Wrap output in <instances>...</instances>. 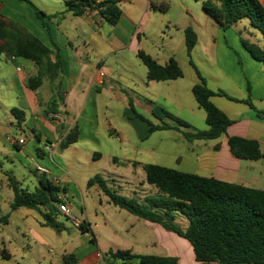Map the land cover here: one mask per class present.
Wrapping results in <instances>:
<instances>
[{
    "label": "crops",
    "instance_id": "0c3cea01",
    "mask_svg": "<svg viewBox=\"0 0 264 264\" xmlns=\"http://www.w3.org/2000/svg\"><path fill=\"white\" fill-rule=\"evenodd\" d=\"M259 1L264 7V0ZM170 3L171 0H122L119 4L121 18L116 25L109 24L112 29L106 27L108 23L97 10L87 9L82 15L75 16L65 3L63 11L46 12L52 17L47 20L49 28L46 29L26 2L0 0V20L12 23L26 36L49 48L52 62L59 61L61 69L53 83L45 79L37 91H32L27 81L38 74L35 63L17 54L16 48H13L15 55L6 52L0 58L5 59V63L0 65V110L4 114V118H0V135L10 133L14 127L20 132L18 137H7L15 140V143L10 141L12 148L0 145V163L7 159L13 167H18L22 177L30 178L34 183L35 190L41 187L37 175L50 179L53 185L63 190L59 196L61 203L85 222L91 232L84 234L82 239L74 231L76 235L67 239L53 240L46 239V232L36 225L25 223V235L27 232L30 234L32 243L51 247H57L55 241L61 243L59 254L50 248L49 252L55 257L46 260L47 264H68L63 260L65 256H74L76 262L73 264H117L121 259L108 260L104 256L108 251H129L134 256L175 257L178 264H199L185 238L166 230L159 223L115 206L98 184L88 186V181L99 175L111 189L142 204L160 195L157 188L146 183L143 165L154 164L146 159L155 158L156 153L163 155L169 154V150L176 151L177 146L184 144L185 138L177 130L150 133L152 110L155 105L169 110L159 99L178 109L184 108L186 93L192 92L193 86L200 82L196 71L199 68L192 56L198 47H203L209 62L221 65L223 69L217 73L214 86L204 78L209 89L222 90L239 100L249 98L257 110H264V63L254 59L244 48L241 39H248L240 31L242 20L224 30L205 13L202 17L191 15L193 22L189 24L180 26L172 23V29L165 31L167 12L154 11L151 5H165L168 11ZM188 27L197 35V43L190 56L185 34ZM243 28L246 29L245 26ZM231 37L236 49L229 46ZM138 51L149 54L162 66L175 59L183 77L148 81L147 68L140 65ZM185 60L190 71L188 79L184 70ZM224 82L227 87L221 86ZM11 97L18 104L9 103ZM53 101L57 104L56 113L64 117L61 124L50 118L54 112L48 111ZM211 101L233 124L224 136L217 139V143L189 142L187 151L193 155L177 157L181 167L179 171L264 190V158L259 161L241 160L232 155L228 145V138L234 136L256 140L264 153V120L258 119L255 110L245 102L222 96H213ZM14 108L24 113L25 120L21 124L12 113ZM168 122L172 124V121ZM74 127L80 133L78 141L62 149V141ZM157 133L158 141H152ZM23 136H26L25 143L19 144L18 140ZM217 146L219 148L216 149ZM104 161L106 163L102 164ZM39 168L48 172L43 173ZM0 172L3 177L0 191L13 190L9 181L13 177L18 182L15 173L8 171L7 167H2ZM74 198L81 199L82 203L76 206ZM88 202L96 211L98 223L94 226L87 217ZM19 209L11 208L13 212ZM60 217L67 219L61 213L59 222ZM180 219L181 216H176L175 224L186 229L188 223H180ZM11 220L12 214L8 215L5 223H11ZM37 224L41 228H50L41 222L40 217H37ZM50 229L56 234L65 231L58 233ZM24 245L21 243L18 249L13 250L4 248L10 257L7 260L11 261L18 255L24 261L30 251L29 245L26 248ZM85 246L86 250H81ZM41 259L45 260L44 255ZM135 261L139 263L138 259H133L129 263L122 260L119 264H133Z\"/></svg>",
    "mask_w": 264,
    "mask_h": 264
},
{
    "label": "trees",
    "instance_id": "16d2710c",
    "mask_svg": "<svg viewBox=\"0 0 264 264\" xmlns=\"http://www.w3.org/2000/svg\"><path fill=\"white\" fill-rule=\"evenodd\" d=\"M20 1L26 2L43 26L49 28L47 20L52 18L51 15L39 9L31 0ZM121 1L103 0L101 3H95L92 0H73L65 3L68 11L75 16L82 15L87 9H95L108 24L116 25L122 15L119 5ZM196 1L201 2L206 14L224 30L246 19L253 28L261 31L264 37V7L259 0ZM151 9L165 13L167 6L152 4ZM185 34L187 53L190 56L197 43V35L191 27L185 30ZM241 41L254 59L264 63L263 47L249 40L241 39ZM13 48L17 49V54L33 61L38 68V74L27 81L30 90L37 91L45 79L53 83L60 75V62H52V52L49 48L44 47L38 40L26 36L12 23L1 19L0 58L6 52L8 55H15ZM137 56L147 68L148 81L175 80L184 75L175 59L162 66L144 51H138ZM196 71L200 82L193 86L192 92L199 107L206 113L208 129L196 130L165 108L155 105L152 110L153 115L161 123L155 125L149 122L150 133L159 130H177L189 142L219 139L227 133L233 121L212 103L213 96L245 102L255 110L258 119L264 120V110H257L249 98L239 100L222 90L209 89L204 77L198 70ZM49 110L48 112H57L55 101L52 102ZM12 113L20 124L24 122L25 117L21 110L14 108ZM138 117L146 120L141 115ZM168 120L172 121V124ZM79 136L78 128L74 127L62 141L61 148L65 149L76 143ZM228 145L232 155L241 160L258 161L264 158V153L256 140L234 136L228 138ZM143 168L146 173V183L160 192L159 196L149 198L146 204L120 195L99 175L90 179L88 186L98 184L115 206L145 220L159 223L166 230L185 238L191 244L199 264H264V190L157 164H145ZM37 176L41 187L34 192L20 188L18 182L13 177L10 178V186L14 191L11 208L36 211L44 225L60 233L65 230V226L58 221L62 213L58 206L62 204L59 196L63 190L53 185L44 175ZM178 215H183L188 220L186 229L175 224ZM7 220L8 216L0 218L1 222ZM80 230L83 234L91 233L85 222L81 223ZM0 256L6 260L10 258L4 249H0ZM104 256L108 260L121 259L127 263L138 259L139 264H178V258L175 257L134 256L129 251H108ZM63 260L68 264L76 262L74 256H65Z\"/></svg>",
    "mask_w": 264,
    "mask_h": 264
},
{
    "label": "rangeland",
    "instance_id": "374dc122",
    "mask_svg": "<svg viewBox=\"0 0 264 264\" xmlns=\"http://www.w3.org/2000/svg\"><path fill=\"white\" fill-rule=\"evenodd\" d=\"M31 1L39 9L45 12H49V11L50 12H60V11L65 10L64 0H31ZM171 1L172 3L168 5V11H166L167 13L165 14L166 16L165 18L168 21L165 31H169V28L172 29L171 28L172 23H176L180 26L186 23L189 24L192 20L191 15H195L196 17H202L206 13L202 7L201 2H197L195 0H171ZM184 8H187L188 11L185 12ZM241 23L242 25H241L240 31L242 32V34H244L246 39L264 48V37L261 31L253 28L250 25L249 21L246 19H243ZM106 25L108 29L113 28L109 24H106ZM244 26L246 27V29L243 28ZM228 40L230 43L229 46L236 49V47L234 46L233 38L232 39L229 38ZM202 41H203V37H202ZM202 48H203L202 46L198 47L194 51L192 56H193L194 61L197 63L199 71L201 72L202 76L209 81L210 85L214 86V84L216 83L215 77L217 76V73L219 72V70H221L222 68H221V65H216L214 64V62L212 63L209 62L206 59L207 55L203 52ZM184 57L186 58V56ZM2 63H5V59L0 60V65ZM140 65L144 67V65L141 62H140ZM184 66H185L184 70L186 72V79H188L190 77V71L189 69H187L186 60H185ZM187 82H189V80H187ZM221 86L227 87V83L225 82L221 83ZM186 94L187 95H185L184 100H183V104H184L183 109H178L174 105H170L167 102L165 103L164 101H162L163 99H159V100L161 104H164L166 107L169 108V110L167 109L166 110L172 115H174L175 117L188 122L191 126L192 124L189 121L193 122L194 125L192 126V128H195L196 130H207L208 126L205 120V111L198 107L197 101L195 97L193 96L192 92L189 91ZM5 102L6 101H4L3 103ZM9 103L18 104L16 103V100L13 97H11V99L9 100ZM0 118H4V114L2 113L1 110H0ZM151 119L153 123L160 122V120L154 116L151 117ZM19 134L20 132L16 130V128L14 127L13 129L10 130V133L0 135V145H5V146L12 148L13 146L12 144H10V140H8L7 137L8 136L18 137ZM155 135L153 136L152 141L156 142L159 139V135L158 133ZM183 141H184L183 142L184 144L181 146H177L176 151L171 152L169 150L168 151L169 154H163V155L156 153V157L154 156L155 158L146 159L148 160L147 162L154 163V164L159 163L160 165L168 167V168L181 170V167L178 165L177 157L179 155H182V156L193 155L187 151L189 141L185 139ZM202 141L204 143H217L216 142L217 140H214V142L212 140H202ZM105 152H108V149ZM176 153L177 155H175ZM1 162L2 163H0V171L2 167H5V168L7 167L8 171H13L15 173V176L18 178V182L21 188L27 189L29 191L35 190L34 183L30 180V178H23L22 177L23 173H21L18 167H13V164L9 163L7 159H3ZM105 163L106 161H104L102 164H105ZM2 178L3 177L0 172V181L2 180ZM13 197H14V192L11 189L9 190V192H7V190L2 191V192L0 191V218H3L5 216L12 214L11 223L6 224L5 222L0 221V249H4V248H6L7 250H10V249L13 250V248L18 249V246L21 243H25L24 247L26 248V245H29L30 251L27 254V257L24 261H22L18 255L16 256L15 259H12L11 261L3 259L0 256V264H47L46 260L53 259V257H55V255H51V253L49 252L50 248H54V250L57 251L56 254H59V246H61L60 245L61 243L59 244L58 241L57 242L55 241V243H57L56 245L57 247L45 246V245H40V244L37 245V244L32 243L29 239L30 234H28L27 232V235H25V231H24L25 223H27V225H30V226L36 225L38 229H42V231L46 232L47 234V236L45 237L46 239H53V240L67 239L71 237V235L75 234L74 231L78 233L79 238L81 239L83 238L84 234H82L81 236V233L78 231V229H76L69 220L65 219V217H60L59 220L64 225H66V227H69V230L67 229L68 231L67 230L63 231L62 234H56L50 228H41L39 224H37V217L39 216L36 211L30 210L27 208H20L17 212H13L11 210V203H12ZM74 200H75L74 203L76 204V206H79L80 203H82L81 199L79 198H74ZM88 201L90 200L88 199ZM87 205H88L86 209L88 212L87 217L89 218L91 224L94 226L96 223H98V220L96 219L97 215L95 214L96 211L93 210L94 208L91 206V202H88ZM58 206L60 207L61 204ZM26 215H28L27 219L25 218ZM72 215L77 218L76 214H74L73 212H72ZM79 221H82V220L79 219ZM183 221L188 223V220L186 219V217L181 215V219L179 222L182 223ZM96 232H98V230H96ZM84 239H87V237L84 236ZM50 242H52V240ZM86 247L87 246H85L84 248L82 247L81 250H84V249L86 250ZM43 255L45 257V260L41 259ZM119 263H122V260L117 261V264ZM133 264H139V263L135 261L133 262Z\"/></svg>",
    "mask_w": 264,
    "mask_h": 264
},
{
    "label": "built area",
    "instance_id": "2783aa9c",
    "mask_svg": "<svg viewBox=\"0 0 264 264\" xmlns=\"http://www.w3.org/2000/svg\"><path fill=\"white\" fill-rule=\"evenodd\" d=\"M64 1L65 2H69V1H73V0H64ZM92 1H94L95 3H101L103 0H92ZM50 118L54 122H56L58 124H61V123L64 122V117L60 113H52V114H50ZM25 140H26V136H23L22 138H20L18 140V143L19 144H24L25 143ZM10 141L12 143H15V140L14 139H10ZM47 149H50V147L47 146ZM39 170L42 171V172H44V173L48 172L46 169H43V168H39ZM59 208H60L61 212L67 217V219L72 223V225L81 232L80 225H81L82 221H79L78 218H76L75 216H73L70 213V211L68 210V208L66 207V205L61 204V206Z\"/></svg>",
    "mask_w": 264,
    "mask_h": 264
}]
</instances>
